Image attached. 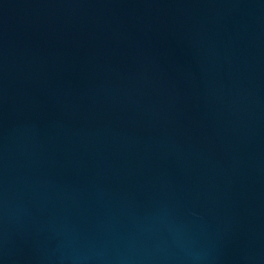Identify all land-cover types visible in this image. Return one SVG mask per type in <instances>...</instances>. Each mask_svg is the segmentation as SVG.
Returning <instances> with one entry per match:
<instances>
[{
  "label": "water",
  "instance_id": "1",
  "mask_svg": "<svg viewBox=\"0 0 264 264\" xmlns=\"http://www.w3.org/2000/svg\"><path fill=\"white\" fill-rule=\"evenodd\" d=\"M0 264H264V0H0Z\"/></svg>",
  "mask_w": 264,
  "mask_h": 264
}]
</instances>
